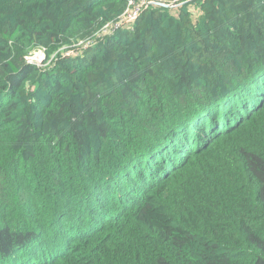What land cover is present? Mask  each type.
<instances>
[{"label":"trees","instance_id":"obj_1","mask_svg":"<svg viewBox=\"0 0 264 264\" xmlns=\"http://www.w3.org/2000/svg\"><path fill=\"white\" fill-rule=\"evenodd\" d=\"M126 5L0 0V264H264V0Z\"/></svg>","mask_w":264,"mask_h":264},{"label":"built area","instance_id":"obj_2","mask_svg":"<svg viewBox=\"0 0 264 264\" xmlns=\"http://www.w3.org/2000/svg\"><path fill=\"white\" fill-rule=\"evenodd\" d=\"M194 1L195 0H127L126 8L118 17L117 21L107 23L93 37L99 39L103 35L109 32L114 33L116 30L121 29L123 27L131 28L139 18L140 14L148 7L159 6L167 8L169 10H177L180 6L188 3H193ZM94 43L95 41L92 39L81 41L76 45L77 48L74 49L73 52L67 54L65 53V55L77 56L82 53V51L89 49L92 45H94ZM27 61L29 63L42 66L45 62V56L42 52H37L29 56L27 58ZM36 61L38 62L35 63ZM49 63L50 61L48 62V64Z\"/></svg>","mask_w":264,"mask_h":264},{"label":"rangeland","instance_id":"obj_3","mask_svg":"<svg viewBox=\"0 0 264 264\" xmlns=\"http://www.w3.org/2000/svg\"><path fill=\"white\" fill-rule=\"evenodd\" d=\"M37 62H38V61H36L35 63H37ZM41 63H42V62H41ZM41 63H40V64H41Z\"/></svg>","mask_w":264,"mask_h":264}]
</instances>
